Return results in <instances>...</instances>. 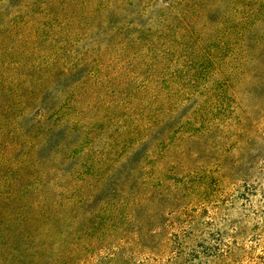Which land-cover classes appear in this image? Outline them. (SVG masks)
Here are the masks:
<instances>
[{
	"label": "rangeland",
	"instance_id": "rangeland-1",
	"mask_svg": "<svg viewBox=\"0 0 264 264\" xmlns=\"http://www.w3.org/2000/svg\"><path fill=\"white\" fill-rule=\"evenodd\" d=\"M61 1L36 7L51 4L58 20L47 21L62 28L55 38L78 40L74 49L88 48L90 66L113 60L111 99L126 102L82 119L72 138L77 152L65 162L62 207L52 209L41 242L68 251L65 264H213L207 248L235 249L228 264H257L264 0H181L174 17L173 0ZM30 2L0 0V135L36 56ZM167 25L175 29L163 33ZM16 260L14 244L0 243V264Z\"/></svg>",
	"mask_w": 264,
	"mask_h": 264
},
{
	"label": "trees",
	"instance_id": "trees-1",
	"mask_svg": "<svg viewBox=\"0 0 264 264\" xmlns=\"http://www.w3.org/2000/svg\"><path fill=\"white\" fill-rule=\"evenodd\" d=\"M179 1L169 4L170 16L174 17ZM56 2L63 1L51 0V4ZM38 3L31 0L27 7L28 24L36 28L32 44L36 56L21 74L16 116L4 125L8 132L0 135V243L5 248L14 244L17 264H65L70 253L50 251L38 234L43 230L47 235L53 224L51 212L62 207L58 199L63 195L65 162L74 159L78 148L72 138L87 114L95 117L99 115L96 110L108 112L111 106L124 105L126 96L121 101L111 99L116 70L107 68L113 60L90 66L88 48L80 53L74 49L78 40L56 39L61 23L53 25L47 19L55 20L58 14L51 4L41 5L43 11H38ZM69 4L73 2L69 0ZM171 29L175 25L164 26L162 32ZM119 88L126 90V83H119ZM48 147L50 153L41 155V149ZM10 234L16 237L14 243L7 236ZM207 250L203 256L213 264L238 258L232 248ZM256 259L262 264L264 257L257 255Z\"/></svg>",
	"mask_w": 264,
	"mask_h": 264
}]
</instances>
